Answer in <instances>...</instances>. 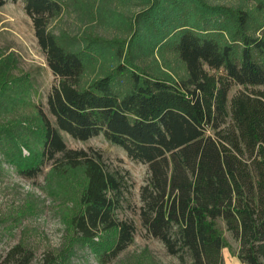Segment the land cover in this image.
<instances>
[{"label": "trees", "instance_id": "trees-1", "mask_svg": "<svg viewBox=\"0 0 264 264\" xmlns=\"http://www.w3.org/2000/svg\"><path fill=\"white\" fill-rule=\"evenodd\" d=\"M8 1L16 0L0 6ZM22 2L56 82L46 100L53 121L36 106L39 162L19 173L83 167L72 228L85 240L115 231L97 263L110 264L134 241V223L116 215L126 180L100 154L68 148L61 132L102 135L147 165L140 223L181 264H225L224 231L239 262L264 264V0ZM64 13L86 25L55 31L50 24ZM2 76L0 67V86ZM235 85L242 89L229 97ZM33 259L17 243L0 264ZM55 259L48 253L43 264Z\"/></svg>", "mask_w": 264, "mask_h": 264}, {"label": "rangeland", "instance_id": "rangeland-1", "mask_svg": "<svg viewBox=\"0 0 264 264\" xmlns=\"http://www.w3.org/2000/svg\"><path fill=\"white\" fill-rule=\"evenodd\" d=\"M50 25L55 31L77 32L86 22L64 13ZM95 29L108 33L99 25ZM109 32L116 30L109 28ZM0 67L7 74L1 77L0 86V259L19 243L34 251L30 264H43L48 253L56 258L52 264H98V251L113 242L115 231L100 232L92 240L74 232L71 217L80 209V195L86 185L83 167L56 171L46 164L35 177L19 173L20 168L39 162L43 128L36 106L53 121L46 100L56 82L22 0L0 6ZM241 89L233 86L229 97ZM61 135L68 148L100 154L109 171L125 177L126 189L116 215L134 223V241L110 264H136L139 259L143 264H181L161 241L147 235L140 223L139 190L147 178V165L130 159L102 135L87 140L74 139L65 132ZM223 235L224 263L239 262L234 255L236 243L227 232Z\"/></svg>", "mask_w": 264, "mask_h": 264}, {"label": "crops", "instance_id": "crops-1", "mask_svg": "<svg viewBox=\"0 0 264 264\" xmlns=\"http://www.w3.org/2000/svg\"><path fill=\"white\" fill-rule=\"evenodd\" d=\"M233 264H243V263H241V262H238V261H235V263H233Z\"/></svg>", "mask_w": 264, "mask_h": 264}]
</instances>
